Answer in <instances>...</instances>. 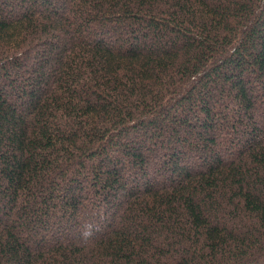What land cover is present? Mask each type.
I'll return each instance as SVG.
<instances>
[{"label": "trees", "instance_id": "1", "mask_svg": "<svg viewBox=\"0 0 264 264\" xmlns=\"http://www.w3.org/2000/svg\"><path fill=\"white\" fill-rule=\"evenodd\" d=\"M0 264H264V0H0Z\"/></svg>", "mask_w": 264, "mask_h": 264}, {"label": "rangeland", "instance_id": "2", "mask_svg": "<svg viewBox=\"0 0 264 264\" xmlns=\"http://www.w3.org/2000/svg\"><path fill=\"white\" fill-rule=\"evenodd\" d=\"M166 38H168V37H166ZM166 38H164V41H166V40H167Z\"/></svg>", "mask_w": 264, "mask_h": 264}]
</instances>
